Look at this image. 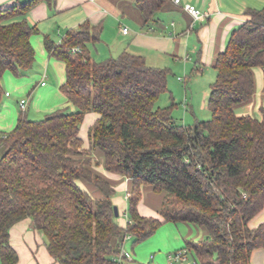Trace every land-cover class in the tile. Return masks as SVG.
Masks as SVG:
<instances>
[{
	"label": "trees",
	"instance_id": "obj_1",
	"mask_svg": "<svg viewBox=\"0 0 264 264\" xmlns=\"http://www.w3.org/2000/svg\"><path fill=\"white\" fill-rule=\"evenodd\" d=\"M45 1L0 10V101L4 74L25 75L36 63L31 38L39 30L27 16ZM167 4L137 0L146 23ZM246 15L216 60L208 99L212 117L193 126L178 124L172 106L156 107L168 92L170 69L151 67L129 52L96 62L88 45L98 33L89 24L70 31L59 45L46 38L47 52L66 65L61 90L69 105L41 120L24 114L12 131L0 132L2 264H19L10 231L27 219L59 264H140L125 261V242L144 241L162 222L205 230V239L180 249L195 264H252V253L264 248V225L250 227L264 209V108L261 120L235 110L254 97V69L264 71V9ZM74 47L82 53H73ZM91 113L99 119L85 150L81 126ZM96 153L107 172L132 182L125 227L115 214L114 186L93 170ZM82 181L102 197L94 198ZM142 187L163 196L161 219L139 213Z\"/></svg>",
	"mask_w": 264,
	"mask_h": 264
},
{
	"label": "crops",
	"instance_id": "obj_2",
	"mask_svg": "<svg viewBox=\"0 0 264 264\" xmlns=\"http://www.w3.org/2000/svg\"><path fill=\"white\" fill-rule=\"evenodd\" d=\"M30 1L0 0V10H8L18 2ZM184 4H191L209 16L195 19L184 10ZM182 5L168 0L167 7L148 23L137 8V0H48L36 5L28 14L27 20L39 30V34L34 35L31 42L36 52V63L32 72L36 68L40 81L33 86L31 81L22 78L23 74L15 75L9 71L4 74L2 86L13 93V98L12 95L7 96L9 92H6L0 101V132L12 131L24 114L32 120H41L69 105L61 90L67 81L66 65L47 52L46 38L59 45L70 31L79 30L89 24L93 35L98 33V40L91 46L104 42L111 48L112 54L109 58L129 52L145 58L151 67L170 70L174 68L186 73L191 71L202 74L207 70H215L216 60L226 50L233 31L248 20L246 11L264 9V0H182ZM124 26L129 28V33L121 32V27ZM112 30L120 41L111 39ZM254 76L256 90L253 99L237 107L235 111L238 116H252L261 120L260 110L264 108V71L255 68ZM25 98L29 103L23 111L20 102ZM258 113L259 116L256 115ZM98 119V114L91 113L82 123L80 134L85 150L90 148L89 131ZM94 158L99 165L93 170L110 181L112 186L128 190V199L129 191L132 190L130 179L107 172L100 153H96ZM80 186L94 198L102 197L92 185L82 181ZM154 194L158 197L153 198L155 201L150 206L143 204V198L139 204L138 210L143 217H160L163 196L155 192ZM113 202L117 203L116 200ZM122 217L118 223L125 227L128 222L127 211ZM262 225L264 209L251 221L250 227L257 229ZM201 240L202 237L199 241ZM10 243L19 255V264H59L48 253L45 236L33 230L29 219L21 221L11 229ZM155 258L160 264L166 262L165 255ZM251 263L264 264V248L252 253Z\"/></svg>",
	"mask_w": 264,
	"mask_h": 264
},
{
	"label": "rangeland",
	"instance_id": "obj_3",
	"mask_svg": "<svg viewBox=\"0 0 264 264\" xmlns=\"http://www.w3.org/2000/svg\"><path fill=\"white\" fill-rule=\"evenodd\" d=\"M110 37L115 41L119 40L114 30L111 31ZM88 49L90 56L96 62H104L112 54L111 48H108L104 42L95 46L90 45ZM32 70L28 71L22 78L31 81L33 86H36L40 81V75L36 72V68L33 72ZM215 78V70H207L202 74H198L191 71L186 73L180 69L175 70L172 68L168 77V92L160 98L156 107L170 108L172 106V116L181 125L193 126L197 122L209 121L212 116L208 106V99L211 92V85L214 83ZM47 82H49V78ZM6 92H9V96L12 95L11 98H13V93L10 90L4 89V93ZM256 115L259 116V113ZM34 119L36 120L37 118ZM145 188L142 187L141 192L143 204L148 207L158 196L154 194L152 188ZM114 189L116 193L113 200L117 201L114 204L118 207L121 215L118 218L120 221L125 211L128 212V199L130 195L127 199L126 192L128 190L122 187H114ZM129 192L130 194L132 193L131 190ZM154 218L161 219V217ZM201 237L205 239V230L199 226L162 222L157 232L144 241L134 243L133 239H128L124 244L123 253H127L132 261L140 264H148L150 262V264H160L155 257L165 255V264H167V256L169 254H174L178 251H175L176 249L184 247L187 241L198 242ZM151 257L155 259L151 260ZM190 261L193 262L191 257Z\"/></svg>",
	"mask_w": 264,
	"mask_h": 264
},
{
	"label": "built area",
	"instance_id": "obj_4",
	"mask_svg": "<svg viewBox=\"0 0 264 264\" xmlns=\"http://www.w3.org/2000/svg\"><path fill=\"white\" fill-rule=\"evenodd\" d=\"M176 5H182V0H172ZM184 10L190 14L193 18L195 19H200L203 18L205 16H209L208 14H204L203 12H201L198 8H196L195 6L191 5V4H184L182 5ZM121 32L124 34L129 33V28L128 27H121ZM72 52L73 53H82V50L80 47H74L72 48ZM9 94H7L8 96ZM29 100L28 99H24L20 102V107L23 111H25L27 109ZM122 256H125V261L131 262L132 260L130 259L129 255L127 253H123ZM121 256V257H122ZM121 261V260H119ZM167 264H195L194 262L190 261V257L188 255V252L186 250H180L175 252L174 254H169L168 255V263Z\"/></svg>",
	"mask_w": 264,
	"mask_h": 264
},
{
	"label": "water",
	"instance_id": "obj_5",
	"mask_svg": "<svg viewBox=\"0 0 264 264\" xmlns=\"http://www.w3.org/2000/svg\"><path fill=\"white\" fill-rule=\"evenodd\" d=\"M114 210H115V214H116V216L118 217V216H119V210H118V207H115Z\"/></svg>",
	"mask_w": 264,
	"mask_h": 264
}]
</instances>
